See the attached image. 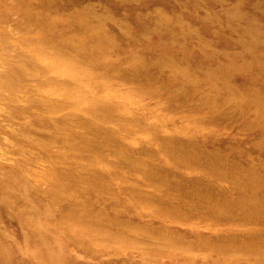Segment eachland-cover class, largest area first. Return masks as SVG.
Instances as JSON below:
<instances>
[{
	"label": "rangeland",
	"instance_id": "obj_1",
	"mask_svg": "<svg viewBox=\"0 0 264 264\" xmlns=\"http://www.w3.org/2000/svg\"><path fill=\"white\" fill-rule=\"evenodd\" d=\"M0 264H264V0H0Z\"/></svg>",
	"mask_w": 264,
	"mask_h": 264
}]
</instances>
